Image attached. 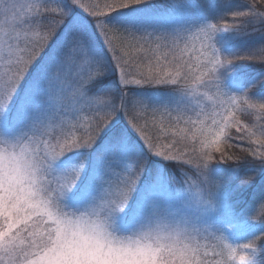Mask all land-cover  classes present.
Instances as JSON below:
<instances>
[{
	"label": "snow or ice",
	"instance_id": "snow-or-ice-1",
	"mask_svg": "<svg viewBox=\"0 0 264 264\" xmlns=\"http://www.w3.org/2000/svg\"><path fill=\"white\" fill-rule=\"evenodd\" d=\"M0 264H264V0H0Z\"/></svg>",
	"mask_w": 264,
	"mask_h": 264
},
{
	"label": "trees",
	"instance_id": "trees-1",
	"mask_svg": "<svg viewBox=\"0 0 264 264\" xmlns=\"http://www.w3.org/2000/svg\"><path fill=\"white\" fill-rule=\"evenodd\" d=\"M155 3L160 6H164L167 3V0H155ZM258 195L259 189L257 188L251 195H245L244 197L239 198L235 205V219H232L231 217L227 219L225 218L228 226H231L236 230L238 242H245L247 239H250L246 229L243 227L242 221L248 217V213L252 208L253 201ZM229 220H231V223H229ZM257 234L259 235L260 233ZM257 259L259 260L261 258L257 257Z\"/></svg>",
	"mask_w": 264,
	"mask_h": 264
},
{
	"label": "rangeland",
	"instance_id": "rangeland-1",
	"mask_svg": "<svg viewBox=\"0 0 264 264\" xmlns=\"http://www.w3.org/2000/svg\"><path fill=\"white\" fill-rule=\"evenodd\" d=\"M209 217H210L209 222L207 225H204L205 227H208L209 229L223 227L225 230V235L229 238V240L233 243L238 242V238L236 236V230L232 228L231 226H228L224 217L219 216L215 212H210ZM229 229H231V231H229ZM210 241L212 243H217L214 236H210Z\"/></svg>",
	"mask_w": 264,
	"mask_h": 264
}]
</instances>
